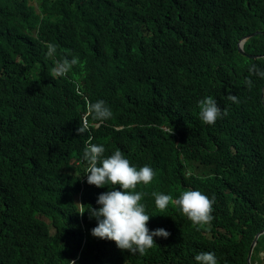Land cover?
I'll use <instances>...</instances> for the list:
<instances>
[{
  "label": "trees",
  "instance_id": "1",
  "mask_svg": "<svg viewBox=\"0 0 264 264\" xmlns=\"http://www.w3.org/2000/svg\"><path fill=\"white\" fill-rule=\"evenodd\" d=\"M256 31L245 50L264 55V0H0V264H196L203 251L249 264L264 229V77L249 68L264 57L238 43ZM207 96L228 113L214 125L199 117ZM97 100L112 118L77 134ZM89 136L156 173L129 190L144 193L147 227L170 233L143 254L93 237L95 218L78 214L113 187L87 183ZM187 185L215 197L209 224L156 207L153 192L175 201ZM251 262L264 264V235Z\"/></svg>",
  "mask_w": 264,
  "mask_h": 264
},
{
  "label": "clouds",
  "instance_id": "2",
  "mask_svg": "<svg viewBox=\"0 0 264 264\" xmlns=\"http://www.w3.org/2000/svg\"><path fill=\"white\" fill-rule=\"evenodd\" d=\"M261 33L263 32L256 31L243 37L238 43L239 52L249 58L259 59L264 57V55L248 53L245 50L246 42ZM241 45L243 52H241ZM47 47L49 55L55 52L54 45L49 44ZM76 62L75 58L71 61L72 64ZM67 65V61L58 64L54 71L58 75H62ZM249 72L264 77V71L259 70L255 65L249 68ZM245 83L249 88L252 87L251 79L246 80ZM262 97L264 98V86ZM227 99L233 103L239 102L234 95H229ZM199 106V117L206 125H214L218 119L228 114L227 110H222L212 96L201 99ZM112 115L113 113L105 101L97 100L95 103L88 101L87 116L91 118V122L85 119L77 128V134L88 132L94 124H102L111 119ZM162 128L167 131L171 130L167 125H162ZM91 141L92 138L89 136L83 150V161L86 164L84 176L87 177V183L97 188H103L109 184L113 187L109 188V191L98 195L96 204L99 207L94 208L91 205L77 202L76 205L80 207L78 214L83 216L87 211L90 219L95 218L96 226L90 230L93 237L114 241L116 247L121 251H127L130 254H143L146 249H150L156 244L154 237L167 239L170 233L163 228L150 230L147 227L150 215L146 214L145 205L140 202L144 193L129 190L135 189L140 183L150 184L156 173L148 165H144L139 169L131 166L129 160L124 157L119 149L109 156H104V146L93 144ZM181 158H183L182 155ZM185 174L190 176L192 171L186 169ZM175 176L177 184L182 178V174L177 168ZM152 195L158 209L164 210L170 202H173L182 214L195 225L209 224L214 219L212 212L214 211L215 197L209 198L199 190H195L192 185L185 186L183 192L175 201L172 200L170 195L163 193L153 192ZM85 206H88L87 210ZM194 260L196 264H218L214 252H200L195 255ZM68 262L69 264H76L75 260H69Z\"/></svg>",
  "mask_w": 264,
  "mask_h": 264
},
{
  "label": "water",
  "instance_id": "3",
  "mask_svg": "<svg viewBox=\"0 0 264 264\" xmlns=\"http://www.w3.org/2000/svg\"><path fill=\"white\" fill-rule=\"evenodd\" d=\"M240 48H241V52H243L242 45L240 46ZM262 235H264V229L261 230V231H259V232L256 234V236H255V238H254V241H253V243H252V245H251V247H250V251H249V254H248V261H249V264H251V258H252V256H253L254 249H255V247H256V245H257V243H258L259 238H260Z\"/></svg>",
  "mask_w": 264,
  "mask_h": 264
},
{
  "label": "bare ground",
  "instance_id": "4",
  "mask_svg": "<svg viewBox=\"0 0 264 264\" xmlns=\"http://www.w3.org/2000/svg\"><path fill=\"white\" fill-rule=\"evenodd\" d=\"M210 192H212V191H210Z\"/></svg>",
  "mask_w": 264,
  "mask_h": 264
}]
</instances>
